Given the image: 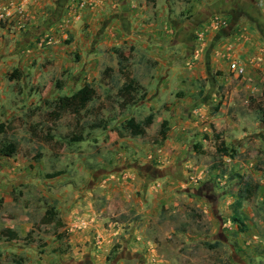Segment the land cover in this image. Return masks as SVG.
I'll return each instance as SVG.
<instances>
[{"label": "crops", "instance_id": "0c3cea01", "mask_svg": "<svg viewBox=\"0 0 264 264\" xmlns=\"http://www.w3.org/2000/svg\"><path fill=\"white\" fill-rule=\"evenodd\" d=\"M244 1L247 0H0V14L15 4L26 16L23 22H19L17 15L7 22L0 20V125L5 126L4 136L13 132L14 126L29 123L30 135L36 138L33 134L39 127L35 131L34 127L42 125L39 115L43 104L51 107L50 96H44L40 87L49 83L45 77L48 81L53 76L61 77L53 83L58 87L55 101L87 84L96 89L109 68L108 50L121 48L130 52L124 56L125 65L142 88L135 96L140 91L147 95L127 113H136L142 108L154 113L152 123L159 122L157 132L167 121V139L160 145L155 144L153 151L149 146L138 150L139 137L122 135L120 127L125 121L137 122L138 118L126 115L111 123L102 121L100 124L106 130L89 127L87 132L89 137L103 133L98 158L101 164L98 172H92L89 164L85 170L102 174L104 181L99 185L108 199L129 188L128 175L137 170L136 165L150 167L159 174L176 171L178 179L169 173L164 175V180L184 185L188 169L196 163L192 159V142L202 145L201 136L210 135L213 125L221 129V116L225 117L226 108L233 109L228 123L234 141L239 143L252 135L247 126L252 97L261 96L264 91L261 87L264 83V7L262 0H256V13L249 15L235 7ZM81 3L85 7L77 21L73 16ZM187 13L191 15L189 19H185ZM48 35L54 37V43L47 48L39 47L41 39ZM70 40L73 41L69 43ZM73 58H80L79 63L73 64ZM45 60L53 61L55 69L42 70ZM114 61L110 66L118 75L119 59ZM234 62L245 68L243 76L231 72ZM14 71L17 74L11 80ZM124 82L122 78L121 88ZM106 89L111 93L108 86ZM108 97L106 94L102 99ZM241 107L243 113L238 111ZM141 123L147 133L146 124ZM109 144L114 146L108 148ZM243 149L239 147L237 152L244 153L246 149ZM16 155L0 156V200L3 202L0 209L23 203L29 208L32 204L37 207L44 196L43 183L26 176L37 171V165L33 168L32 160L16 158ZM127 157L129 160L124 161ZM135 158L138 161L133 162ZM229 161H233L232 157ZM233 163L235 173L242 177L250 174L251 162L243 161L236 166L235 160ZM199 171L205 170L201 167ZM71 188L70 185L64 192L59 194L57 190L48 196L51 201L42 216L44 225L37 226L52 223L54 229L49 235L45 230H36L35 221L23 214L18 220L0 226V264H43L40 253L44 252H50L56 263L73 259L70 252L79 243L86 242L90 231L77 227L88 223L75 216L76 199L66 197ZM29 190L35 192L30 202ZM259 196L264 201V184ZM62 209L68 210L67 217ZM49 211L53 217L45 219ZM6 234H15L18 239H9ZM26 237L27 241L22 240Z\"/></svg>", "mask_w": 264, "mask_h": 264}, {"label": "rangeland", "instance_id": "374dc122", "mask_svg": "<svg viewBox=\"0 0 264 264\" xmlns=\"http://www.w3.org/2000/svg\"><path fill=\"white\" fill-rule=\"evenodd\" d=\"M261 3L264 7V0ZM81 12L77 8V13ZM185 15V19L191 17L190 13ZM114 50H120L124 56L130 53L121 48ZM114 50H108V71L103 74L99 82L101 85L96 86L97 98L85 111L74 115L54 108L58 87L53 83L61 80V77L53 76L49 81L45 77L49 83L40 87L43 88L44 96H50L51 107L43 104L39 115L42 127L36 130V138L32 139L30 135L29 123L14 126L13 132L6 136L19 145L16 158L32 160L33 168L37 165V171H30L26 176L27 179L43 183L44 196L37 207L32 204L29 208L24 203L4 206L0 209V226L18 220L23 214L35 221L36 230H45L49 235L54 225L41 226L44 225L42 216L49 209L47 205L51 201L48 196L57 190L60 194L71 185V193L66 197L70 200L75 197V216L88 223L77 227L79 230L88 229L90 236L85 238V243H79L70 252L72 260L56 263L52 261L50 252H44L40 253L41 259L45 261L43 264H264V201L259 196L261 184H264V83L261 86L262 95L252 97L250 123L247 122L251 128L248 131L252 134L250 138L239 143L234 141L228 123L233 109L226 108L225 117L221 116V129L213 125V133L211 130L210 135L201 136L202 145L192 142V159L196 163L188 169L184 185L178 181L169 184V180H164V175L169 173L178 179L176 171L159 174L150 170V167L136 165L137 170L128 175L131 182L129 188L108 199L103 195L105 190L99 185L104 181L100 176L102 174L85 170L89 164L92 172H98L101 164L98 158L102 150L103 133L89 137V127L100 122L103 124L102 121L106 120L111 123L113 119H122L126 115L144 123L150 116L154 117V113H148L145 108L136 113H127L128 109L144 101L147 95L143 97L145 92L140 91L135 102L122 96L123 77L121 74L116 75L110 66L115 59H119ZM73 60V64H78L80 58ZM225 67L227 69L228 64ZM41 69H55V64L45 60ZM50 76L48 74V78ZM106 86L111 93L106 92ZM106 94L109 97L103 100ZM238 111L244 112L242 107ZM126 124L127 121L120 126L123 129L121 134L130 136L125 129ZM151 124L146 125V135L137 138L138 150L148 146L154 150L159 122ZM79 134L86 136L84 142H73L72 138ZM216 135H219V140ZM206 136L209 140L205 139ZM196 144L200 148L196 149ZM221 144H224L229 155L217 152ZM113 146L107 145L108 148ZM239 147L246 149L245 152H237ZM38 154L41 155L35 161ZM230 157L233 161H229ZM132 160L136 162L138 158ZM234 160L235 166L243 161L251 162L250 174L242 177L235 173ZM201 167L204 173L199 171ZM29 193L28 202L35 196L34 191L29 190ZM240 196L249 198L242 202V207L238 206ZM66 211H61L65 217L68 216ZM235 214L240 217L242 224L234 221ZM37 242L40 243L38 239ZM115 246L117 249L112 252Z\"/></svg>", "mask_w": 264, "mask_h": 264}, {"label": "trees", "instance_id": "16d2710c", "mask_svg": "<svg viewBox=\"0 0 264 264\" xmlns=\"http://www.w3.org/2000/svg\"><path fill=\"white\" fill-rule=\"evenodd\" d=\"M150 2H155V0H149ZM187 1V0H185ZM116 52V54L119 57V69L118 72L121 74V76L124 78L125 82L124 85L121 88V94L123 97L125 98H130L133 102L136 101V96L135 93L137 92V90H141L142 88L137 84L136 80L133 78L132 73L127 70V68L125 67V61H124V54L123 52H121L120 50H114ZM17 74V71H14L11 75H10V79H14L15 76ZM146 96V93L143 95V97ZM97 98V91L96 89L90 85L87 84L85 85L82 89H80L79 91L75 92L74 94L70 95V96H62L60 98H58L55 101L54 107L62 112V113H72L74 115H79L82 111H85L87 109V107L89 106V104H91L94 99ZM153 120V116H150L147 121L145 122L146 125L151 124ZM145 125V126H146ZM144 125L141 122H136L135 120L132 121H128L126 124V129H128V131L130 132L132 137H140V136H145L146 135V130L143 127ZM40 127L39 125L34 127V131ZM100 129L103 128L104 130H106V126L101 125L100 123L97 124H93L90 126V129ZM168 122L164 121L162 123V125L160 126L157 135H158V139L154 141V144H162L166 139H167V135H168ZM5 134V126L3 124L0 125V156H4V157H9L12 158L14 157L19 150V145L18 143H16L15 141H11L9 139L6 138ZM1 136H4L3 138H1ZM34 137H36V134H33ZM217 140H219V135L215 136ZM206 140H209V137L206 136L205 137ZM84 140V135L83 134H79V135H75L72 138L73 142H81ZM195 148L198 149L200 148L199 144L195 145ZM217 152L221 153V154H225V155H229L228 150L225 148L224 144H221L220 146L217 147ZM41 154H38L36 157H40ZM249 198L247 197H242L240 196L239 198V202H238V206L242 207V202H244L245 200H248ZM18 200V197L15 196V201ZM3 205V202L0 200V207ZM51 216V217H50ZM53 214L52 212H48L46 214L45 219H49L52 218ZM234 221L237 223H241V219L240 217H238V215L234 216ZM242 224V223H241ZM240 224V225H241ZM7 237L9 239H18L17 236L15 234H6ZM22 240L27 241L28 237L23 238ZM117 249V246H115L112 250V252H114Z\"/></svg>", "mask_w": 264, "mask_h": 264}, {"label": "built area", "instance_id": "2783aa9c", "mask_svg": "<svg viewBox=\"0 0 264 264\" xmlns=\"http://www.w3.org/2000/svg\"><path fill=\"white\" fill-rule=\"evenodd\" d=\"M85 7L84 3L79 4L78 9L81 11ZM17 15L19 22H23L26 19L25 12L21 7L15 6V4L10 5V7L0 14V20L2 22H7L12 20ZM74 17L76 20H80L81 14L75 13ZM18 22V21H17ZM18 22V23H19ZM54 43V37L51 35L45 36L39 42V47L47 48ZM231 71L238 76H243L245 74V68L237 62L231 65Z\"/></svg>", "mask_w": 264, "mask_h": 264}, {"label": "flooded vegetation", "instance_id": "af4514ba", "mask_svg": "<svg viewBox=\"0 0 264 264\" xmlns=\"http://www.w3.org/2000/svg\"><path fill=\"white\" fill-rule=\"evenodd\" d=\"M255 0H247L244 1L243 3H236L235 7L239 10L242 9V11L247 12L249 15H255V6H254Z\"/></svg>", "mask_w": 264, "mask_h": 264}]
</instances>
